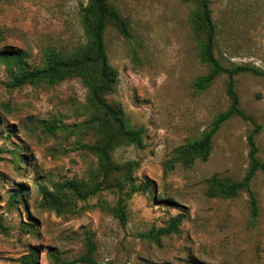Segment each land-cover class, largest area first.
<instances>
[{"label":"rangeland","instance_id":"1","mask_svg":"<svg viewBox=\"0 0 264 264\" xmlns=\"http://www.w3.org/2000/svg\"><path fill=\"white\" fill-rule=\"evenodd\" d=\"M88 0H0V264H17L36 250L39 264H84L91 233L99 264H264V174L246 190L221 196L211 177L240 180L248 167L250 125L238 116L225 121L204 161H176L177 148L194 142L226 110L227 76L205 89L194 85L210 72L200 60L204 32L197 29L192 0H107L128 21L130 37L108 24L104 41L118 72L105 96L119 105L127 123L142 129L143 146L118 142L114 171L102 180L96 155L85 148L101 136V113L89 105L78 78L11 86L21 73L46 65L52 51L68 55L86 42L81 9ZM218 34L215 55L226 66L248 64L264 71V0H209ZM240 107L261 125L257 157L264 163V76L233 77ZM28 159L20 163V159ZM130 170L144 192L125 197L124 226L113 213L129 183ZM74 181L79 191L59 188ZM65 202L58 212L41 189ZM18 193L14 197V193ZM182 214L175 232L158 239L151 229Z\"/></svg>","mask_w":264,"mask_h":264},{"label":"trees","instance_id":"2","mask_svg":"<svg viewBox=\"0 0 264 264\" xmlns=\"http://www.w3.org/2000/svg\"><path fill=\"white\" fill-rule=\"evenodd\" d=\"M192 1L195 4L193 17L197 22V29L200 28L204 32V40L200 46L199 57L203 63L210 67V72L197 78L194 81V85L196 88L203 90L210 86L218 75L224 74L227 76L226 93L230 103L226 110L216 115L211 126L202 137L176 149V161L190 164L196 159L206 160L212 148L213 138L225 121L233 116H238L242 120L247 121L250 125V130L246 137L249 151L248 167L245 175L240 180H227L214 175L210 180L220 195L224 197L231 198L240 190H246L251 199V204L255 208L257 204L250 182L258 172L264 174V163L257 157L259 148L256 141L258 134L261 132V125L240 107V99L235 89L233 77L243 72L264 76V71L248 64L224 65L215 55L218 30L213 21L209 0ZM81 13V23L87 37L86 42L68 55H63L59 51H52L44 67L32 68L15 76L11 86L20 87L25 84H32L39 78H48L58 82L72 77L78 78L87 88L89 105L101 113L98 117V127L100 128L101 136L95 145H85V148L98 157L102 180L81 196L82 199H86L88 196L94 195L107 182L108 177L112 175L114 171L111 160L113 147L119 141L142 147L143 137L142 129L133 128L127 123L123 109L119 105H111L105 99L107 94L115 90L118 82V72L109 63L104 31L108 24H112L123 36L130 37L129 23L107 0H88L81 9ZM19 161L22 164L28 162V159L22 157ZM130 175L131 172L129 170L124 179L119 181V184L123 182L129 183V190L125 195H122V188L121 186L118 187L120 194L113 207V213L122 226L125 225L127 220L124 206L125 197H129L136 192H144L150 186L146 182L136 185ZM59 188H70L77 191L78 194L81 193L78 184L74 181L61 183ZM41 193L46 206L54 208L58 212L66 206L65 202L57 194L45 188L41 189ZM17 194V192L14 193V197ZM182 218L183 215L178 214L170 219L167 226L151 229L146 233V236L158 239L162 235L175 232ZM96 249L97 246L92 234H86L85 251L77 258V261L84 264H99L95 258ZM17 264H39L37 251L32 250L21 255L17 260Z\"/></svg>","mask_w":264,"mask_h":264}]
</instances>
